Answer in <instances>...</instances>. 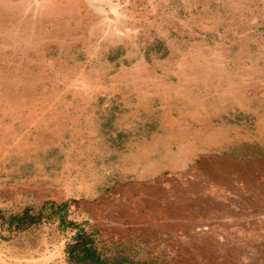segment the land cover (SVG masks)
<instances>
[{
  "label": "rangeland",
  "instance_id": "obj_1",
  "mask_svg": "<svg viewBox=\"0 0 264 264\" xmlns=\"http://www.w3.org/2000/svg\"><path fill=\"white\" fill-rule=\"evenodd\" d=\"M79 234L264 264V0H0V264Z\"/></svg>",
  "mask_w": 264,
  "mask_h": 264
},
{
  "label": "trees",
  "instance_id": "obj_2",
  "mask_svg": "<svg viewBox=\"0 0 264 264\" xmlns=\"http://www.w3.org/2000/svg\"><path fill=\"white\" fill-rule=\"evenodd\" d=\"M32 220L33 218L30 217ZM19 228V225L17 226ZM67 255L70 260H76L85 264H125V263H108L97 254L96 249L92 245V239L90 235L79 234L74 244H72ZM148 264V263H137Z\"/></svg>",
  "mask_w": 264,
  "mask_h": 264
}]
</instances>
